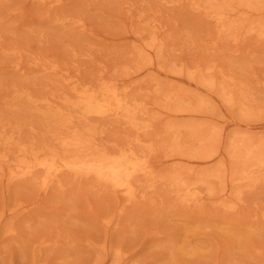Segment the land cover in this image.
Instances as JSON below:
<instances>
[{
    "label": "rangeland",
    "instance_id": "1",
    "mask_svg": "<svg viewBox=\"0 0 264 264\" xmlns=\"http://www.w3.org/2000/svg\"><path fill=\"white\" fill-rule=\"evenodd\" d=\"M0 264H264V0H0Z\"/></svg>",
    "mask_w": 264,
    "mask_h": 264
}]
</instances>
